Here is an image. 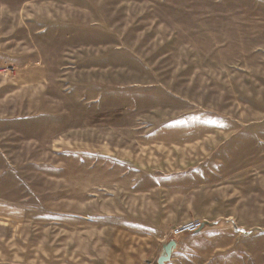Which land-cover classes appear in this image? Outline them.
<instances>
[{
	"label": "rangeland",
	"instance_id": "374dc122",
	"mask_svg": "<svg viewBox=\"0 0 264 264\" xmlns=\"http://www.w3.org/2000/svg\"><path fill=\"white\" fill-rule=\"evenodd\" d=\"M1 170L35 225L107 214L102 264H264V0H0Z\"/></svg>",
	"mask_w": 264,
	"mask_h": 264
},
{
	"label": "crops",
	"instance_id": "0c3cea01",
	"mask_svg": "<svg viewBox=\"0 0 264 264\" xmlns=\"http://www.w3.org/2000/svg\"><path fill=\"white\" fill-rule=\"evenodd\" d=\"M8 176V170H1L0 184H17L11 182ZM30 219L32 218L23 209V204H13L0 197V226L7 227L10 232L8 238H3L1 243L0 264H76L78 248L82 250L79 252L82 256L80 261L84 260L85 256H91L92 264V255H96L101 257V260L95 263L102 264L107 249L112 248L113 253H117L118 243L122 242L108 238L109 216L103 211H93L87 203L83 215H42L33 219L37 222L36 225L31 223ZM126 220L124 231H128L129 237L124 243L131 250L133 244L136 245L132 232L138 225L129 221L130 218ZM26 221L30 227L25 229ZM33 228L35 230H32L31 235L37 233V237L25 236L24 231ZM64 245L66 248L62 249ZM163 246L161 243L157 248L156 240L147 242V245L145 243L143 264L149 259H153L154 264H157ZM136 248L139 249V246L136 245Z\"/></svg>",
	"mask_w": 264,
	"mask_h": 264
},
{
	"label": "water",
	"instance_id": "95a60500",
	"mask_svg": "<svg viewBox=\"0 0 264 264\" xmlns=\"http://www.w3.org/2000/svg\"><path fill=\"white\" fill-rule=\"evenodd\" d=\"M177 248V241L171 240L164 244L163 252L158 259V264H166L173 256L175 249Z\"/></svg>",
	"mask_w": 264,
	"mask_h": 264
},
{
	"label": "built area",
	"instance_id": "2783aa9c",
	"mask_svg": "<svg viewBox=\"0 0 264 264\" xmlns=\"http://www.w3.org/2000/svg\"><path fill=\"white\" fill-rule=\"evenodd\" d=\"M204 227V223L203 222H199V223H195V222H191L188 223V225H185L179 229L175 230L176 235L177 234H183V233H196L198 231H200L202 228Z\"/></svg>",
	"mask_w": 264,
	"mask_h": 264
},
{
	"label": "bare ground",
	"instance_id": "6f19581e",
	"mask_svg": "<svg viewBox=\"0 0 264 264\" xmlns=\"http://www.w3.org/2000/svg\"><path fill=\"white\" fill-rule=\"evenodd\" d=\"M195 223H199V222H195ZM188 225V224H187Z\"/></svg>",
	"mask_w": 264,
	"mask_h": 264
}]
</instances>
